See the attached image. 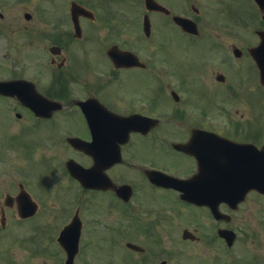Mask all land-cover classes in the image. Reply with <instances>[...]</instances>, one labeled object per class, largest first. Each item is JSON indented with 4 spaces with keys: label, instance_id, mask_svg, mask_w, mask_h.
I'll list each match as a JSON object with an SVG mask.
<instances>
[{
    "label": "flooded vegetation",
    "instance_id": "af4514ba",
    "mask_svg": "<svg viewBox=\"0 0 264 264\" xmlns=\"http://www.w3.org/2000/svg\"><path fill=\"white\" fill-rule=\"evenodd\" d=\"M231 143L264 150L254 0H0V264H264V195L185 182Z\"/></svg>",
    "mask_w": 264,
    "mask_h": 264
},
{
    "label": "water",
    "instance_id": "95a60500",
    "mask_svg": "<svg viewBox=\"0 0 264 264\" xmlns=\"http://www.w3.org/2000/svg\"><path fill=\"white\" fill-rule=\"evenodd\" d=\"M96 164H98V163H96ZM79 169H81V168H77V166L76 167H72L70 165V171L72 172V174H76V176H78V177H80V175L84 176L83 179L81 180V183L85 185L86 184V172H85V170H82V171H84V172H82ZM240 172H241V170H240ZM247 175L249 177H250V175L252 176L250 178V187L247 184V188H250V189L252 188V189H255V190H259V191H263L264 190V179H263V175H261L260 171L253 170L252 172H248ZM204 178L205 177H202L201 180H203ZM149 179L151 181H158V179L155 177L154 174H149Z\"/></svg>",
    "mask_w": 264,
    "mask_h": 264
},
{
    "label": "rangeland",
    "instance_id": "374dc122",
    "mask_svg": "<svg viewBox=\"0 0 264 264\" xmlns=\"http://www.w3.org/2000/svg\"><path fill=\"white\" fill-rule=\"evenodd\" d=\"M240 73H236L234 76H233V81L235 80L236 82L238 81V80H240ZM131 91V89L129 88V90H128V92H130ZM190 98H197V96L196 95H191L190 96ZM162 151V150H161ZM61 159H63V157L61 158ZM179 163V165H181V163H180V161L178 162ZM167 165H169L171 168H173V169H180V167L179 166H172V164L171 163H169V162H167L166 163ZM59 183H61V189H63V191H62V193L63 192H67L68 193V189L66 188V187H68L69 186V182L67 181V179L66 178H64V177H61V182H59ZM61 189H60V192H61ZM60 194V197H63V196H67L65 193H63V194ZM254 238H252V237H250L249 239H248V241L250 242L251 240H253ZM174 240V239H173ZM254 243H256V242H254ZM174 245H176L175 243H173ZM253 244V243H252ZM257 244V243H256ZM249 245H251V243H249ZM196 250L195 251H192V253H196L197 252V245H195V246H193ZM199 248L201 249L202 248V244H199Z\"/></svg>",
    "mask_w": 264,
    "mask_h": 264
}]
</instances>
